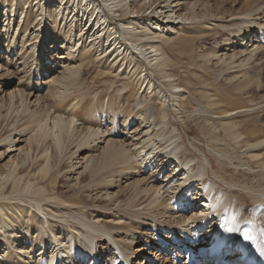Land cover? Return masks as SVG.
Wrapping results in <instances>:
<instances>
[{
    "label": "rangeland",
    "instance_id": "rangeland-1",
    "mask_svg": "<svg viewBox=\"0 0 264 264\" xmlns=\"http://www.w3.org/2000/svg\"><path fill=\"white\" fill-rule=\"evenodd\" d=\"M27 1L28 4L25 5ZM84 1L9 0V3L5 5L0 4V136L3 139L0 142V179L1 176L4 178L15 170L17 165L29 168V171L33 170L34 173L35 169L45 164L44 157H46L50 158V167L55 166L53 172L56 167H61V172L58 173L61 187L66 184L76 189L82 187L79 185L80 178L85 172L88 161L97 158L105 146L102 138L94 144L93 149L89 147L76 153L71 162L66 161L67 156L57 160L54 156L51 157L52 138H48L44 142L42 150L34 155L29 152L27 140L35 131L31 124L34 116L43 112L49 114V117L54 116L52 107L48 106L44 99L50 94L53 85L56 90L58 89L56 99L59 101L64 99V94L74 97L80 92V99L76 101L78 103L85 97L88 80L95 82L98 80V74L105 72L106 76L101 77V82L107 88V92L115 98L109 107L118 114H120L119 108L121 107L122 110L127 111L126 113L131 112L133 108V121L129 122L131 123L130 127L133 128L131 132L142 121L144 123L141 128L144 129L143 132H147L150 128L148 136L146 133V135H142V138L140 136L136 139L148 143L145 151L157 149V152L161 151L160 155L166 154L173 146L169 139L175 137L173 140H176V145H180L178 152L190 161L188 170L191 174V183L194 184L193 190L197 188V183L204 179L214 185L212 194L218 192L217 195L219 193L226 195L234 191L233 199L238 203V195H242V209H245L247 216L251 214V219L254 220L261 239L260 256L264 253V206L257 212V216L254 215V209L258 206L257 200H264V168H257L253 164L264 159V146L251 151L246 148L238 149L230 146L219 137L215 140L216 133H220V128L216 124L217 120H214L213 117L224 113L234 114L233 121L237 122L243 131L251 128L248 129L245 125L249 121L254 122L256 126H259V123L264 124L263 15L251 16L249 19L255 23H245L243 26L240 20L245 18L248 13L247 0H237L235 5L231 3V0H226L224 4H221L219 0H200L192 11L197 13L198 18L193 22V25H190L189 21L183 17L177 18V16L186 14L183 3L186 4L187 1L193 3L195 0L185 2L178 0L179 4H183L180 7L182 10L170 21L176 23L166 24L164 22L167 18L173 16L171 13L161 16L162 18L167 16L165 19L158 18L160 12L169 11V9L158 10L159 13L156 16L149 15L150 11L146 10L147 12H141L136 18L138 15L135 12L139 10L141 1L127 0L123 2L122 5L128 12L126 17L130 20L150 25L153 30H156L158 25L165 29L164 38L170 40L172 48L167 50L159 43L158 46L162 47H160V52L166 58L170 68L169 73L172 77L168 82L157 75L148 62L141 59L135 48L126 49L124 53L122 51L121 59L123 60L120 59L117 63L115 62L117 61L115 60L116 55L108 57V52L104 57L105 48L103 49L102 45L106 46V41L103 36L98 38L84 36L80 44L72 51L73 55L69 56L71 46L79 40L80 30L84 28L88 15H93L92 7H89L87 3L92 1V4L95 2L101 8H106L105 13L109 16V10L103 1L90 0L86 3ZM258 1L256 0L251 7H254ZM22 5L23 9L25 8V14L32 11L31 17L27 20L32 24L26 31L22 29L24 24L21 17ZM12 10L17 11L14 14L11 13L9 19L5 14ZM78 13L79 19L74 17ZM84 13L87 14L82 21ZM235 15L238 20L231 21ZM94 19L95 16L89 25L93 24ZM110 19L122 36L121 27L130 23V20ZM41 22H45L42 24L46 25L43 30L39 28ZM48 24L51 27H48ZM54 27H56V37L62 30L68 32L71 29L69 32L71 40H59L56 43L53 40L47 41L48 34L52 32L50 28ZM98 27L99 25L95 27L91 35L98 32ZM171 28L173 31H180L181 34H171L169 31ZM249 36L255 38L253 41L256 42L255 44L261 45L260 51L252 58L235 55L241 51L242 39L247 37L245 41H248ZM89 39L91 41L93 39L91 45L95 54V68L89 72V75L82 76V71L79 72L77 79L80 83L73 87H67L64 73L67 68L71 69L79 65L77 59L81 52L89 46ZM52 42L54 43L51 44ZM40 44H45V46L40 48ZM233 55H235L234 58L230 59ZM39 58L42 59L43 65L37 63ZM38 69L42 70L40 74H37ZM142 70H146V73L149 74L155 88H150L147 81H144ZM127 83L135 85L139 93L132 97L129 104L126 101L121 102V99L118 100L119 96L128 90ZM171 85H176L178 88L173 90ZM238 89H242V91H238ZM92 96L97 98V92H94ZM107 102L108 98L105 99V111L108 110V114L107 111L105 114L102 113L103 106L101 105L88 104L87 106L85 104L86 108H92L96 114L101 113H99V119L93 118L100 127L95 128V130H100L99 133L113 128L112 120L115 117L110 115ZM248 107L251 108L248 109ZM153 116H155V120H153ZM116 118L118 119L117 129L120 133L125 125V118H123V114L117 115ZM156 123L159 125H155ZM48 124H51L50 120ZM205 124L207 125L206 129H203ZM76 128L81 132L85 127L81 121H77ZM10 138L14 141L12 145L9 143ZM46 148L48 153L45 151ZM252 155L257 156V159L252 160ZM64 163L65 166H63ZM174 166L167 168L170 171ZM191 166L195 169L193 170ZM137 177H133L128 182L126 179L106 176L99 184H96L97 186L90 184V181L86 182L84 185L86 191L80 193L84 198L74 203L71 208L61 207L62 219L51 215L52 212L46 207L47 203L37 204L30 200L26 193H10L11 190L7 193V188L1 186L3 183L0 182V203L4 200L18 203L26 206L33 213V217L27 218L22 226L15 231L21 242L17 244L12 238V233L8 238L0 239V254L3 257V263L47 264L52 261L55 264L58 258L59 262L64 260L65 264H68L75 257L78 259V256L81 258L82 255H86L87 259L84 264L93 256H96L100 263L124 264L120 253L115 249V243L109 242L106 238L95 236L86 230L83 226L84 222L94 223L100 227H109L116 243L131 248L134 252L139 250V254L133 258V262L136 260L138 263L139 261L143 262L142 264H182L181 261L190 257L188 250L172 248L173 245L169 244L175 253L166 257L162 254L163 249L156 248L154 244L159 242L162 243L161 245L167 246L166 239L170 238L173 233L183 235L187 232L184 238L189 239L188 232L191 229L179 226L166 227L164 225L166 221L169 219L176 221L182 213L174 214L172 218H169L170 215L165 214V209L158 208L159 202L156 199L176 200L179 198L181 201H185L189 194L187 199L189 202H193L196 191L192 189L189 192L186 191L187 186L178 191L175 183L169 184V181L161 180L157 185L155 184V187L153 184H149L147 189L143 187L144 192L136 197L135 193L127 190V185L134 183ZM10 183L11 181L7 184ZM182 183L184 182L182 181ZM216 183H220L222 187L218 189ZM157 187L160 194L155 192ZM60 192L63 193L65 190L61 189ZM122 193L125 196L121 197ZM218 201L220 200L218 199ZM171 202L173 201L171 200ZM42 208L44 210H41ZM218 209L219 207L215 206L214 212H218ZM136 213L142 215L137 218L135 217ZM185 215L191 216L190 212L189 214L186 212ZM80 216L83 222L75 219ZM200 231L201 235L205 237L210 234L204 232L203 229ZM58 232L59 234H57ZM88 233L95 236L91 243L86 240ZM60 234L64 235L61 241L64 244L76 246L81 255L66 254L61 249L65 254L59 251L54 258L52 250L55 247V240L60 237ZM190 243L192 245V241ZM181 247L184 248V246ZM21 250L26 251L27 254L25 260L19 263Z\"/></svg>",
    "mask_w": 264,
    "mask_h": 264
},
{
    "label": "bare ground",
    "instance_id": "bare-ground-1",
    "mask_svg": "<svg viewBox=\"0 0 264 264\" xmlns=\"http://www.w3.org/2000/svg\"><path fill=\"white\" fill-rule=\"evenodd\" d=\"M88 1L90 0H85L84 3ZM97 1H103L105 3V6L109 10L110 17L105 13L106 8H101V6L96 4L95 2H93V4L92 1L88 2L87 5L89 7H92L93 15H88L84 28L80 30L79 40L75 41L74 44H72L71 51L68 53V55H73L72 51L80 44V41L84 36L88 35L94 38L103 36L104 40L106 41V46L102 45L103 49L105 48L104 57H106L108 52V57L116 55L115 60L117 61H113L117 63L118 60L122 58V51L124 53L126 49L129 50L131 48H135L141 59L148 62L149 66H151V68L156 72L157 75L168 82L171 81L172 76L169 73V65L167 64L166 58H164L163 54L160 52L161 46L167 50H170L172 48V43L170 42V40L164 38L163 34L165 29H162L161 25H158L156 27V30H153L150 25H144L143 23L135 22L134 20H130L129 18H127L126 15H128V12L126 9H124L125 6L122 5V3L126 2L127 0ZM140 1V8L135 12L138 15L136 18L139 17L141 12H147L146 10L150 11L149 15L156 16V14L159 13L158 10L169 9L170 12H160V16L158 19L162 18L161 16L166 15L167 13H171L173 16L168 18L167 16H165L162 19L167 18V20L164 22L166 24H175L176 22L170 21H172L173 17L182 10V8L180 7H182L183 4L186 14L185 16H183L182 14H178L177 18L183 17V19L189 21L190 25H193V22H195L198 18L197 13H193L192 11L195 6H197L200 0H192L194 1L193 3H188L187 0H184V2L187 1V3H183L182 5L179 4L178 0ZM219 1L221 2V4L226 3V0ZM255 1L256 0L246 1V5L249 7V10L246 14V17L240 20V23H242L243 26L245 23H255V21L249 19L251 18V16L258 17L263 15L264 17V0H259L254 7H251V5L255 3ZM236 2L237 0H231V3H233L234 5L236 4ZM6 3H9V0H0V4L5 5ZM163 3L165 4L163 5ZM27 4L28 1L25 3V5ZM24 9L22 5L23 12L21 13V17L24 20L22 29L26 31L32 24L30 23V21H27L31 17L32 11H28L27 14H25ZM16 11H8L5 15L10 19V14H14V12ZM86 14L87 13H84V15H82V21L85 18ZM94 16L95 19L92 22L93 24L89 25ZM74 17L79 19V13L74 15ZM110 18H113L114 20L120 19V21H124L125 19L130 20V23L122 25V36L120 35V31L115 28L114 23ZM235 20H238L236 15L231 21ZM42 23L45 22L39 23L40 30L45 29L46 26ZM97 25H99L97 29L98 32L96 34L94 32L91 35ZM48 27H51L50 24H48ZM50 29L52 32L48 34L47 41L53 40L56 43L59 40H71V38L69 37V32L71 31V29H69L70 31L68 32L62 30L59 34H57V37L55 36L56 27ZM169 31H171V34H181L180 31H173V28H171ZM249 37L250 39L248 41H245V38L247 37L242 39V44H240V46H242L241 51H239L235 55H240L241 57L248 56V58H252L260 51L261 45L255 44L256 42H253L255 40L254 37ZM54 42H52L51 44H53ZM92 42L93 39L89 42L90 48H88L89 46H87V48H85L79 55V58L77 59V61H79V65L74 66L71 69L67 68L66 72L64 73L65 85L67 87H73L80 83L77 79V75L79 72L82 71V76H85L89 75V72L93 68H95V54L92 50ZM158 43L161 44L160 47L158 46ZM43 46H45V44L41 45L40 48H43ZM235 55H233L230 59H233ZM37 63L43 65L42 59L39 58L37 60ZM37 71V74H40L42 70L38 69ZM142 72V77H145L144 81H147V84L150 86V88H155V85L153 84L151 78L148 76L149 74L146 73V70H142ZM105 76L106 73L101 72L98 74L97 81L91 82L90 80H88L85 97L78 101V103H76V101L80 99V92H78V94L74 97L66 96L64 94V99L59 101L56 99V93L58 92V89L56 90V87L53 85V89L50 90V94L44 99L47 101L46 103L48 104V106L52 107L54 116L49 117V114L47 115L45 112H43L38 116H34L31 120V124H33V129L35 131L27 140V145L30 150L29 152H31L33 155L36 152L42 150V146L48 138H52L53 145L51 157L53 158L54 156L55 160H57L58 158L67 156L66 161L71 162L76 153L82 152L89 147L93 149L95 147L94 144L97 141H99L101 138L104 140L105 146L102 152L97 158H93L92 160L88 161L85 167V172L84 174H82L79 183V185L82 187L76 189L67 184L64 187H61L58 177V173L61 172V167H56L55 172H53L55 166L52 165V167H50V158L44 157L46 159L45 164H43V166H40L38 169H35L34 173L33 170L29 171V168H23L17 165V168H15V170H13L10 174H7L6 177L2 178L1 176L0 182L3 183L1 186L7 188V193H9L10 190V193H26L28 194V198L36 202L37 204L47 203L46 207L49 208L53 213H51V215H53V217L62 219L61 207L68 206V208H71L72 206H74V203H76L77 201H81L84 197L83 194L80 193L86 191V186H84L86 182L90 181V184L95 186L96 184H99L106 176L126 179V181L128 182L131 181L133 177L138 176L134 183H129L127 185V190H129V192L135 193L136 197L144 192L143 187L146 188L149 186V184H153V186L155 187V184L157 185V183L161 180L169 181V184L175 183L177 185L176 190L178 191L185 186H187L186 191L189 192L191 189L193 190L194 184L191 183V174L188 170V168H190V161L187 160L183 154L178 152L180 145H176V140H173L175 137L169 139L170 141H172V144H170L173 146L168 153L160 155L161 151L159 150L157 152L156 147H154L156 150L149 149L148 151L146 150V152L144 149L146 148V144L148 143H145V141H137L136 139L140 136L142 138V135H146V133L148 136V130L150 128L147 130V132H143L144 129L142 130L141 128L144 123L142 121L141 123H139L138 127L134 129L133 132H131L133 128L130 127L131 123L129 122L133 121V108L131 112L126 113L127 111L122 110V107L119 108V113L121 115L123 114V118H125V125L123 126L122 131L119 133V130L117 129L118 119L116 118V116L121 115L115 112L113 108L109 107L111 105V102L114 101L115 98L111 93L107 92V88L101 82V77ZM127 84L129 86L126 87L128 88V90L122 93L119 96L118 100L121 99V102L126 101L128 103L134 95H137L139 93L136 90L137 87L135 88V85H131L132 83ZM171 87L174 88L173 90H175V88H178V86L176 85H171ZM54 89L55 92H53ZM238 91H242V89H238ZM94 92H97V98H94L92 96ZM106 98H108L107 104L108 108H110L109 113L110 115L114 116L115 119L112 120L113 128L111 130L106 129L99 133L100 130H95V128L100 127L98 126V123L93 120V118L96 117V119H99L100 112L96 114V112L92 110V108H86L85 104H87V106L88 104H93L96 106L101 105L103 106L102 113L105 114L107 111L108 114V110L105 111ZM249 108L251 107H248V109ZM233 115L234 114L224 113L220 114L218 117H213L214 120H217L216 124L220 128V133H216L217 137H215L214 139L217 140L216 138L219 137L223 141L229 143L230 146L232 145L233 147H236L238 149L246 148V150L251 151H255L260 146H264V124L259 123V126H256L254 122L249 121L245 125L248 129L249 127L251 128L249 130L243 131L240 128V125L237 122L233 121ZM154 117L155 116H153V120L156 119H154ZM213 119L211 118V120ZM49 120L51 124H48ZM77 121H81L84 124L85 128H83L81 132L77 129L78 127L76 128ZM155 125H157V123ZM206 126L207 125L205 124L203 129H206ZM151 139L148 140L151 141ZM2 141L3 139L0 136V142ZM13 142V139L10 138L9 143L12 145ZM45 151L47 152V148L45 149ZM251 158L252 160H256L257 156L252 155ZM173 165L175 166L172 168V170L169 171L167 167L171 168V166ZM253 165L257 168H264V159L255 162V164ZM63 166H65V163L63 164ZM191 168L193 170L195 169V167L193 166H191ZM9 181H11V183L8 185L7 183ZM182 181L184 183H182ZM216 185L218 189L222 187L220 183H216ZM213 186L214 185L207 180H200L199 183H197V188L193 190L196 191V194H194L193 202L191 200V202H189V200L187 199L189 194L186 196L185 201H181V199L179 198H177L176 200L170 198L156 199V201L159 202L158 208L165 209V214L170 215L169 218H172L174 214L176 215L182 213L178 216V219L176 221L175 219L173 221L171 219H169V221H166L164 223L166 227H188V230H191L188 232L190 236L189 239L184 238L187 232H185L183 235L173 233L170 238L166 239V243H168L167 246H163L161 245L162 243L160 244L159 242H156L154 246H156V248H162V254H164V256L166 257L169 254L175 253L172 248L188 250V253H190V257H188L185 261H181L182 264H264V253L259 256L261 239L258 234L257 226L254 223V220L251 219V214L247 216V214L245 213V209H242V195H238V203L233 199L234 191H231V194L226 195L221 193L217 195L218 192L212 194L211 191L213 189ZM61 189L62 191L65 190V192H60ZM157 190L158 187L155 188V192L160 194ZM123 193L121 197L125 196L123 195ZM218 199L220 201H218ZM171 200L173 202H171ZM256 203L258 204V206L254 209V215L257 216V212H259V210L264 206V200H257ZM215 206L219 207L218 212H214ZM41 210H44V208H42ZM186 212L187 214H189L190 212L191 216L187 217L185 215ZM141 215L142 214L140 213H136L135 217L139 218ZM29 217H33V213L30 212V210H28L26 206H22L18 203H12L8 200L2 201L0 203V239L8 238V236H10V234L12 233V238L15 240V242L17 244L21 242L20 237L15 231L19 229V227L22 226L23 222ZM75 219L77 221L83 222L81 216ZM83 224L82 225L85 227V229L93 233L95 236L97 235L100 238H106L109 242L115 243V249L120 253L121 257L123 258L124 264L143 263L141 261H139L138 263L136 262V260L133 262V258H136V256L139 254V250L134 252L133 249L121 246L120 244L116 243V240L112 235L113 233L109 229V227H100L98 225H95L94 223L87 224L83 222ZM53 229L51 231L52 235ZM56 229L59 230V228ZM201 229H203L204 232H209L210 234L207 237L202 236L200 231ZM236 229H239V231H236ZM245 232L247 233V238H245L244 236ZM57 234H59V232ZM63 236H61L60 234V237L55 240V247L52 250V254L54 255L53 257L55 258V254L59 251L62 254L71 253L72 255H81L77 251L76 246H70L66 243L64 244L63 241H61ZM95 236L91 235L90 233L86 234L87 242L91 243ZM54 237L56 238L55 234ZM190 241H192V245ZM181 242L183 243L181 244ZM169 244L173 245L172 248ZM33 245H35L34 242ZM181 246H184V248ZM61 249L65 253H63ZM26 254V251L21 250V253H19V263L25 260ZM78 257L80 258V256ZM75 258L71 263L68 264H84L87 256L82 255L80 258L82 259L81 261L79 258ZM48 263L54 264L52 261ZM56 263L65 264L64 260H61V262H59L58 258L56 260ZM97 263L104 264L105 262L100 263V260L96 259V256H93L91 259H88L86 264ZM0 264H4L1 254Z\"/></svg>",
    "mask_w": 264,
    "mask_h": 264
},
{
    "label": "snow or ice",
    "instance_id": "snow-or-ice-1",
    "mask_svg": "<svg viewBox=\"0 0 264 264\" xmlns=\"http://www.w3.org/2000/svg\"><path fill=\"white\" fill-rule=\"evenodd\" d=\"M236 231H239V229H236ZM245 238H247V233H244Z\"/></svg>",
    "mask_w": 264,
    "mask_h": 264
}]
</instances>
